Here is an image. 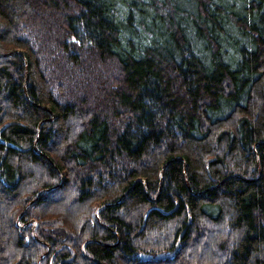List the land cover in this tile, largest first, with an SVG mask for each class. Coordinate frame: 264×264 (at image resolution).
Returning a JSON list of instances; mask_svg holds the SVG:
<instances>
[{
  "label": "trees",
  "instance_id": "1",
  "mask_svg": "<svg viewBox=\"0 0 264 264\" xmlns=\"http://www.w3.org/2000/svg\"><path fill=\"white\" fill-rule=\"evenodd\" d=\"M13 51L0 264H264V0H0Z\"/></svg>",
  "mask_w": 264,
  "mask_h": 264
},
{
  "label": "water",
  "instance_id": "2",
  "mask_svg": "<svg viewBox=\"0 0 264 264\" xmlns=\"http://www.w3.org/2000/svg\"><path fill=\"white\" fill-rule=\"evenodd\" d=\"M18 54H20V52H18V51H13V53H8V54H2V55H0V58H2V57H8V56H13V55H18ZM26 78H27V72H26ZM25 78V79H26ZM26 84H27V79H26V83H25V86H26ZM42 109H44V108H42ZM163 170H164V168L161 170V177H160V185L162 184V179H163V174H162V172H163ZM161 187H162V185H161ZM41 194H39L38 196H37V198H35L34 200H32L31 201V203L20 213V216L18 217V219H17V221H16V225H18L19 226V219L22 217V215H23V213L26 211V209L29 207V206H31V204L32 203H35L36 201H37V199L39 198V196H40ZM123 197L124 196H122L121 198L123 199ZM159 197H158V195H157V198L156 199H154V200H151L150 199V201H152V202H154V201H156L157 199H158ZM120 202L121 201H119L118 203H115V204H109V206H100L98 209H100V208H105V207H107V208H110V207H113V206H117V205H119L120 204ZM97 214H98V210L96 211V213H95V217H96V220H97V222H99V220H98V216H97ZM30 225H32V235L34 236V237H36L35 236V234H34V231H35V229H36V221L35 220H33V219H31V221H29L28 223H26L25 225H23V226H21L22 228H25L26 226H30ZM105 227V226H104ZM186 234V230H184V231H182L179 235H178V238L176 239V244H175V248H174V250L170 253V254H168V255H166V254H159V255H157L154 259L157 261V260H168L169 258H171V257H173L174 256V254L175 253H177V250L179 249V246H180V244H181V242H182V240H183V238H184V235ZM82 253H83V247H82ZM47 254V253H46ZM139 258H140V260H142V261H146V260H151V259H153V256H151V255H140L139 256Z\"/></svg>",
  "mask_w": 264,
  "mask_h": 264
},
{
  "label": "rangeland",
  "instance_id": "3",
  "mask_svg": "<svg viewBox=\"0 0 264 264\" xmlns=\"http://www.w3.org/2000/svg\"><path fill=\"white\" fill-rule=\"evenodd\" d=\"M166 12L169 13V15H171V10H169V11L166 10V11H165V9H161V13H162L163 16H164L165 14H167ZM166 17H169V16H166ZM229 45L232 46L231 43H230Z\"/></svg>",
  "mask_w": 264,
  "mask_h": 264
}]
</instances>
